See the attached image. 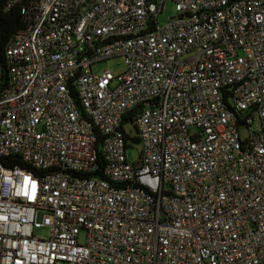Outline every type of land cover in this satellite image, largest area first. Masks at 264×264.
<instances>
[{
    "label": "built area",
    "instance_id": "obj_1",
    "mask_svg": "<svg viewBox=\"0 0 264 264\" xmlns=\"http://www.w3.org/2000/svg\"><path fill=\"white\" fill-rule=\"evenodd\" d=\"M4 2L0 264H264V0Z\"/></svg>",
    "mask_w": 264,
    "mask_h": 264
},
{
    "label": "rangeland",
    "instance_id": "obj_2",
    "mask_svg": "<svg viewBox=\"0 0 264 264\" xmlns=\"http://www.w3.org/2000/svg\"><path fill=\"white\" fill-rule=\"evenodd\" d=\"M175 16V8L172 2H166L163 8V12L158 16V24H165L171 17ZM93 73L99 75L105 71L110 72L114 76L121 74L124 71L123 61L120 57H115L104 62L97 63L92 67ZM258 122H256L253 127L256 129ZM126 131L130 134H134V128L132 126L126 127ZM140 146L136 145L126 151V157L129 162H135L138 159V152L140 151ZM34 234L36 237H47L48 231L46 229L35 230ZM82 241V238H80Z\"/></svg>",
    "mask_w": 264,
    "mask_h": 264
},
{
    "label": "trees",
    "instance_id": "obj_3",
    "mask_svg": "<svg viewBox=\"0 0 264 264\" xmlns=\"http://www.w3.org/2000/svg\"><path fill=\"white\" fill-rule=\"evenodd\" d=\"M5 8H6V4L4 0H0V65L2 66L4 73V77H3L4 82L7 81L8 79L6 75L7 72V60L5 55L6 48L8 44L12 41V39L15 37V35L23 28V22L20 15L19 6L13 7L8 11H6ZM132 142L137 144L138 140L135 138L132 139ZM92 176L102 177L100 173L93 174Z\"/></svg>",
    "mask_w": 264,
    "mask_h": 264
}]
</instances>
